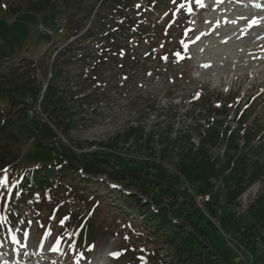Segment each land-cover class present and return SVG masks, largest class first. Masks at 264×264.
<instances>
[{
    "label": "rangeland",
    "instance_id": "1",
    "mask_svg": "<svg viewBox=\"0 0 264 264\" xmlns=\"http://www.w3.org/2000/svg\"><path fill=\"white\" fill-rule=\"evenodd\" d=\"M29 1L1 0L0 78L21 67V71L29 78L36 79L37 84L43 83V94L50 75L45 78L43 69H33L27 62H37L40 57L47 55H51L53 60L56 54L53 52H58L67 45L63 41H67L65 26L68 18L75 15L82 19L89 17V22L94 21L103 0H48L55 9L42 13L26 12ZM42 1L36 0V3ZM141 2L145 3L144 0ZM191 7L193 10L189 12L187 0H177L173 4H167L160 15L147 16L145 22L150 27L154 26L150 29L154 30L151 42L140 44L134 38L129 42L131 50L139 49L141 56L147 57L150 53L157 55V52L163 53L171 49V57L151 55L144 65L141 63L133 70L117 66L104 70L100 75L103 79L102 86L89 85L90 88L85 93L104 94L92 119L81 123L70 138H65L51 125L62 143L59 140L48 142V148L38 150L35 149L33 140L26 142L20 150L21 164L27 168L49 165L55 161L54 150L67 146L78 155L87 154V157H91L90 154L95 151L112 152L113 159L121 167L126 164L140 167L137 162L144 161L145 154L135 147L129 148L130 143L122 149L120 135L131 127H142L145 133L155 136V143L152 145L160 150L166 147L167 137L174 139L190 132L192 142L198 146L196 125H205L204 121L213 118L211 115L200 117L208 109L206 104L209 102L216 109L227 104L229 115L225 121L233 129L237 127L234 119L237 108L241 112L255 108V116L264 129V12L259 11L260 3L258 0H203V6H197L193 2ZM252 17H259L261 20L255 21L256 27H250L246 23ZM171 27L177 34L170 33ZM75 38L72 37L67 43ZM178 52L181 53L179 57L176 55ZM71 70V87L76 91L80 89L76 86V77L84 71L82 66ZM86 76L87 74L80 77L79 81L82 82ZM0 105L14 118L12 128L22 140L28 130L37 131L42 124L48 123L42 114L40 101L28 109L26 119H20L16 109H10L5 100H0ZM250 124L251 120L247 125L251 126ZM159 137L164 140L163 146L156 144ZM116 139L118 150L113 152L108 145ZM222 147L223 143L215 151L220 152ZM169 148L175 151L163 163L164 174L155 170H143L132 184L128 183L131 190L141 193L154 204L166 207L174 219L185 220L188 215L195 223L194 236L201 238L204 248L216 255L229 252L231 264H264V230L257 234L256 242L249 245L241 241L240 234L236 232L237 228L244 231V227L252 223L251 214L243 206L246 207L250 200L258 197L261 185L257 183L251 186L241 196L237 207L223 209V212L226 210L235 216L230 227H223L217 216L213 217L207 212L204 198L197 195L196 187L176 176L173 164L178 150L172 146ZM110 166L107 174L87 176L89 182L83 185L86 190L83 204L92 209L98 204L96 199L101 203L96 217L98 230L100 229L94 235L96 248L84 252V255L90 254L89 258H82L76 237L81 230H87L91 219L82 218L81 214L85 212L83 207H73L67 200H63L55 207L62 208L59 212L61 215L56 216L45 207L36 212L33 203H30L19 211L18 223L12 224L7 220L4 223L6 231L4 225L0 224V264H4V261L11 263L12 259L15 260L13 264H19V260L21 264H35L28 256L30 248L39 252L40 256H51L52 264L56 258L57 264H123L132 261L130 256L136 253L131 250L133 247L134 251L143 246L152 250L155 244H148L141 237L146 231L138 224L142 223V218L135 212L121 216L119 212L125 209L122 208L121 197L111 192L115 187L97 182L107 181L113 168L118 169L113 164ZM89 194L94 197L97 195L96 199L90 198ZM246 195L247 205H244L243 197ZM196 209L205 214L204 220L199 221ZM223 212L219 210L218 215ZM58 216L75 219L70 231H64L67 227L60 225ZM111 227L116 230L111 231ZM195 247L200 255L198 259H204L208 250L199 244ZM126 250L127 258L123 262L116 261L119 253ZM113 253L118 256H112ZM25 257L31 262H24Z\"/></svg>",
    "mask_w": 264,
    "mask_h": 264
},
{
    "label": "trees",
    "instance_id": "2",
    "mask_svg": "<svg viewBox=\"0 0 264 264\" xmlns=\"http://www.w3.org/2000/svg\"><path fill=\"white\" fill-rule=\"evenodd\" d=\"M144 2L103 0L94 21L89 22V17L87 19L75 15L69 17L65 26L67 41H63L67 45L58 52H53L56 53L53 60L51 55H47L40 57L37 62H27V65L33 69H43L45 78L50 75L43 94H41L43 83L37 84L36 79L29 78L21 71V67H17L18 69L13 70L10 75L0 78V100L8 102L10 109H16L20 119H26L28 109L40 101L42 114L48 120V123L42 124L37 131L28 130L22 140L12 128L15 123L14 118L0 105V180L8 181L6 187L0 186V215L5 214L10 223L16 224L20 219L19 211L33 203L36 212L45 207L57 216L61 215L59 212L62 208L55 207L61 201L67 200L73 207L85 209L81 214L83 219L86 220L88 217L91 219L87 230H81L76 237L82 252L91 251L96 248L94 235L100 230L96 217L99 215L98 208L101 207V203L96 199L97 195L94 197L89 194L98 204L92 209L87 208L88 205L82 202L86 193L83 185L89 182L87 176L107 174V169L113 164L118 169L113 168V173L108 174L107 181L97 182L104 183L107 187L108 185L115 187L111 192L121 197L122 208L125 209L119 214L125 216L135 212L140 216L142 223H138L140 224L138 226L143 228V231L146 230L141 237L145 238L148 244H155L152 250L143 246L134 251L133 247L131 250L136 253L130 256L132 258L130 262H123L128 256L127 250L119 253L120 256L116 261L120 260L123 264H139L138 262L231 264L229 252L224 251L216 255L213 251L204 248L201 238L194 236L195 223L188 215L185 220L174 219L166 207L154 204L141 193L134 192L128 183L132 184L143 170L147 172L155 170L159 174H164L163 163L175 151L169 147H175L178 150L176 162L173 164L176 176L196 187L197 195L204 198L207 212L213 217L217 216L223 227H230L233 219L235 220L234 213H227L226 210L223 212V209L237 207L241 196L251 186L259 183L260 194L255 200H250L246 206L248 213L251 214L252 223L246 225L244 231L236 229L240 234V240L247 242V245L256 242L257 234L264 230V129L258 123L255 108L243 112L237 108L234 111L237 127L233 129L225 121L229 115L227 104L216 109L212 102L207 103L208 109L201 113L200 117L211 115L213 118L204 121L205 125H196L198 146L192 142L193 136L188 132L174 139L167 137L166 147L156 150L155 145H152L155 143V136L152 133H145L142 127L129 128L119 136L122 139L121 148L125 149L124 145L130 143L129 148L135 147L145 154L143 156L145 160L137 162L140 167L128 164L121 167L118 161L113 159L112 152L95 151L90 154L91 157H87V154L78 155L67 146H60L56 148L57 150L54 148L55 161L49 165L27 168L20 161V150L26 142L33 140L35 149L43 150L48 148V142L59 140L52 126L56 127L65 138H70L71 133L81 123H87L92 119L98 111L104 94L97 92L85 95V93L92 84L102 86L103 79L100 75L104 70L114 66L133 70L141 63L144 65L151 55L171 57L173 51L171 49L163 53L157 52V55L150 53L147 57L141 56L139 49L131 50L129 42L134 38H137L140 44L151 42L154 30L150 29L154 26L150 27L145 22L147 16L160 15L166 5L173 4L174 0H144ZM51 4L48 0L40 3L30 0L26 12L51 11L55 9ZM173 30L171 27L170 33L177 34ZM72 37L76 38L67 43ZM78 66H82L84 73L77 75L76 86L80 89L74 91L70 82L73 74L71 69ZM86 74L83 81H79V78ZM89 81L92 83L89 84ZM250 120L251 126H248ZM116 141L117 139L112 140L108 145L113 152L118 150ZM163 142L162 137H159L156 144L163 146ZM222 143L226 148L224 153L220 154L215 150ZM124 184L128 185L124 186ZM192 206L195 207L194 204ZM219 210L223 212L221 215H218ZM196 213L199 215V221L206 218L200 209H196ZM58 217L60 225L63 228L67 227L64 231H70L75 219ZM110 230L116 229L111 227ZM196 244L208 250L204 259H198L200 255L197 254ZM88 255L87 253L86 256ZM144 258L146 261H143Z\"/></svg>",
    "mask_w": 264,
    "mask_h": 264
},
{
    "label": "snow or ice",
    "instance_id": "3",
    "mask_svg": "<svg viewBox=\"0 0 264 264\" xmlns=\"http://www.w3.org/2000/svg\"><path fill=\"white\" fill-rule=\"evenodd\" d=\"M175 2V0H174ZM193 2L195 3V5L197 6H203V0H187V3L189 5V12H191L193 9L191 7V5L193 4ZM181 7H184V5H181ZM176 55L179 57L181 55V53H176ZM8 184L7 179L4 180H0V186H4L6 187ZM7 222V217L0 215V224ZM29 223H31V221H29ZM13 239H15V237H13ZM114 256H118V254L113 253Z\"/></svg>",
    "mask_w": 264,
    "mask_h": 264
},
{
    "label": "bare ground",
    "instance_id": "4",
    "mask_svg": "<svg viewBox=\"0 0 264 264\" xmlns=\"http://www.w3.org/2000/svg\"><path fill=\"white\" fill-rule=\"evenodd\" d=\"M243 21H244V20H243ZM256 26H257V25H255V27H256ZM219 146H220V145H219ZM223 146H224V147H222V149L220 150V152H221L220 154H223L224 151H225L226 146H225L224 144H223ZM218 148H219V147H218ZM218 184H219V183H218ZM217 188H218V187H217ZM258 191H259V190H258ZM247 199H248V195H246V196L243 197V201H244V203H245L244 205H247V204H246V203H247ZM112 255H113V254H112ZM111 258H112V257H111ZM31 260L33 261L34 259L31 258ZM29 261H30V260H29ZM29 261H28V262H29ZM30 262H31V261H30ZM4 264H5V263H4ZM6 264H8V263H6Z\"/></svg>",
    "mask_w": 264,
    "mask_h": 264
},
{
    "label": "built area",
    "instance_id": "5",
    "mask_svg": "<svg viewBox=\"0 0 264 264\" xmlns=\"http://www.w3.org/2000/svg\"><path fill=\"white\" fill-rule=\"evenodd\" d=\"M240 205L243 206V203L240 202ZM244 208H246L245 206H243ZM238 261H240V259L238 258Z\"/></svg>",
    "mask_w": 264,
    "mask_h": 264
}]
</instances>
